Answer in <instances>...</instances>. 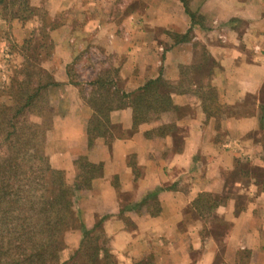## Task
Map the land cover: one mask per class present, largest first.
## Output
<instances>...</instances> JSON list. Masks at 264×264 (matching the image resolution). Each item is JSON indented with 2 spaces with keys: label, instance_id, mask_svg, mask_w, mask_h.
Listing matches in <instances>:
<instances>
[{
  "label": "crops",
  "instance_id": "crops-1",
  "mask_svg": "<svg viewBox=\"0 0 264 264\" xmlns=\"http://www.w3.org/2000/svg\"><path fill=\"white\" fill-rule=\"evenodd\" d=\"M28 3L59 19L47 64L54 66L45 93L49 160L69 182L79 156L102 166L75 208L87 230L100 222L113 261L264 264V0ZM39 19L34 12L12 19L24 28L20 41ZM80 54L101 59L94 84L71 78ZM157 77L174 87L175 108L134 126L125 95ZM98 104L116 131L89 146ZM79 230L67 234L71 252ZM97 259L104 261L101 249Z\"/></svg>",
  "mask_w": 264,
  "mask_h": 264
},
{
  "label": "trees",
  "instance_id": "trees-1",
  "mask_svg": "<svg viewBox=\"0 0 264 264\" xmlns=\"http://www.w3.org/2000/svg\"><path fill=\"white\" fill-rule=\"evenodd\" d=\"M9 3L18 7L13 18L23 21L33 14L28 0ZM46 26L48 30L43 26L37 28L44 37L57 24ZM31 41L27 38L22 45ZM192 69V66L181 68V74L187 78ZM17 70L5 87L11 91L8 101H0V264H116L105 244L100 222L87 230L81 225L75 208L78 192L91 187L92 180L101 174L102 166L79 156L77 172L71 182L64 170L51 167L45 154L44 141L50 122L44 105L49 104L45 93L46 88L54 84L53 79L43 80V69L35 64H22ZM30 72L37 77L35 84L30 83ZM21 74L23 78H18ZM102 86L98 89H103ZM173 89L157 77L126 94L133 110V125L175 108L170 97ZM204 96L210 103L214 102L215 89L209 85ZM31 108L35 109V116L41 118L38 122L27 119L26 113ZM94 109L101 110L99 104ZM51 113L49 111V115ZM100 114L102 117L95 115L88 129L89 146L97 137H106L107 133L113 137L116 131L115 125H109L108 117L102 111ZM79 227L82 237L79 246L71 252L65 237L79 232ZM98 239L102 240L101 246L97 244ZM99 249L104 253L101 263L97 259Z\"/></svg>",
  "mask_w": 264,
  "mask_h": 264
},
{
  "label": "rangeland",
  "instance_id": "rangeland-1",
  "mask_svg": "<svg viewBox=\"0 0 264 264\" xmlns=\"http://www.w3.org/2000/svg\"><path fill=\"white\" fill-rule=\"evenodd\" d=\"M10 1L11 0H4V2H0V101L3 102L8 101L7 97L9 92H11L8 91L5 87L9 84L11 79H13L12 77L17 74L16 71L18 72L17 69L22 66V64L24 65L31 63L35 64L36 66H40L41 69H43V72L41 70V74H43L42 79H45V81H47L49 77H52L53 79L54 66L52 67L51 65H47L51 64L48 61L52 59L51 56L53 50V38L50 34L52 30H50L49 34L44 37L43 32L41 30L38 31L37 28L43 26L45 30H48V27L46 26L48 23H59V19H56L55 21H51L50 19H48V12L46 11L45 6L41 5L39 8H36L35 11L33 10V12L37 15V17L42 18V20L39 19L38 23H35L37 24V28L33 27V23L28 22L25 28L27 29L26 35L23 41H20L22 39L21 32H24V28L21 29L16 22H13L14 20L12 19L14 18L12 17V14L18 7L16 5L12 6L9 3ZM3 18L5 20H3ZM27 38L32 39V41L28 44L22 45L24 43V40ZM100 60L101 59H99V61ZM99 61L96 59V57H94V55L80 54V56L77 57L73 64L70 66V75L72 80H75L79 84L87 83L91 78V80H96V77L93 75V73L95 72V65ZM30 77V83L34 82L33 84H35L37 77L35 75H32L31 72ZM106 77L107 74H105V78ZM18 78H23V75H19ZM81 87L85 88L84 84H81ZM101 90H103V92H108V94H111L110 90L106 89L105 86ZM44 106L47 109V120L48 122H50L51 126L52 113L49 115V111H52L51 105L45 103ZM34 112H36L35 109L31 108L26 113L27 119L30 122H38L39 120H41V118L35 116ZM48 130L46 132L44 141L45 154L48 156V162L51 165L48 155ZM3 152L5 153V151ZM51 167L53 166L51 165ZM65 238L67 243V236Z\"/></svg>",
  "mask_w": 264,
  "mask_h": 264
}]
</instances>
